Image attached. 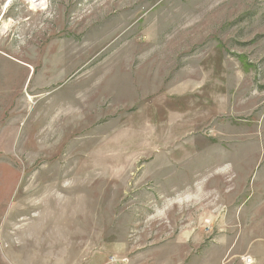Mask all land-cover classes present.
Returning <instances> with one entry per match:
<instances>
[{"label": "rangeland", "instance_id": "obj_1", "mask_svg": "<svg viewBox=\"0 0 264 264\" xmlns=\"http://www.w3.org/2000/svg\"><path fill=\"white\" fill-rule=\"evenodd\" d=\"M0 259L264 264V0H0Z\"/></svg>", "mask_w": 264, "mask_h": 264}, {"label": "built area", "instance_id": "obj_2", "mask_svg": "<svg viewBox=\"0 0 264 264\" xmlns=\"http://www.w3.org/2000/svg\"><path fill=\"white\" fill-rule=\"evenodd\" d=\"M251 262H252L251 259H247V260H246V264H250Z\"/></svg>", "mask_w": 264, "mask_h": 264}, {"label": "crops", "instance_id": "obj_3", "mask_svg": "<svg viewBox=\"0 0 264 264\" xmlns=\"http://www.w3.org/2000/svg\"><path fill=\"white\" fill-rule=\"evenodd\" d=\"M4 126V125H3ZM4 255V254H3ZM4 257H5V255H4ZM6 258V257H5ZM1 260V259H0ZM7 260V259H6Z\"/></svg>", "mask_w": 264, "mask_h": 264}]
</instances>
